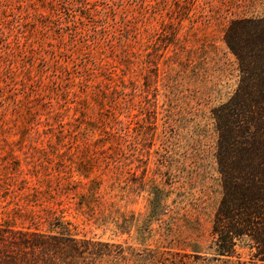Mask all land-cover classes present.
Returning a JSON list of instances; mask_svg holds the SVG:
<instances>
[{
    "label": "rangeland",
    "instance_id": "rangeland-1",
    "mask_svg": "<svg viewBox=\"0 0 264 264\" xmlns=\"http://www.w3.org/2000/svg\"><path fill=\"white\" fill-rule=\"evenodd\" d=\"M264 0H0V264H264L228 252L214 112L224 35ZM16 232L54 252L23 261Z\"/></svg>",
    "mask_w": 264,
    "mask_h": 264
},
{
    "label": "trees",
    "instance_id": "trees-1",
    "mask_svg": "<svg viewBox=\"0 0 264 264\" xmlns=\"http://www.w3.org/2000/svg\"><path fill=\"white\" fill-rule=\"evenodd\" d=\"M224 40L237 59L240 77L235 93L214 112L224 194L218 217L232 223L230 230L218 228L215 233L222 252H228L236 236H247L264 261V21L240 35L227 31ZM13 235L23 263L56 253L44 235Z\"/></svg>",
    "mask_w": 264,
    "mask_h": 264
}]
</instances>
